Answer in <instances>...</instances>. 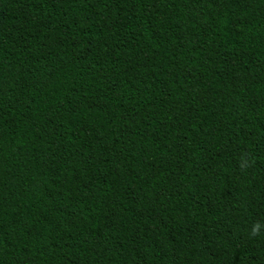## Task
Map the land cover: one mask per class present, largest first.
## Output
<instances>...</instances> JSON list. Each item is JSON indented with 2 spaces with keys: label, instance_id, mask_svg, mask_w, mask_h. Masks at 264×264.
<instances>
[{
  "label": "trees",
  "instance_id": "1",
  "mask_svg": "<svg viewBox=\"0 0 264 264\" xmlns=\"http://www.w3.org/2000/svg\"><path fill=\"white\" fill-rule=\"evenodd\" d=\"M0 264H264V0H0Z\"/></svg>",
  "mask_w": 264,
  "mask_h": 264
},
{
  "label": "clouds",
  "instance_id": "2",
  "mask_svg": "<svg viewBox=\"0 0 264 264\" xmlns=\"http://www.w3.org/2000/svg\"><path fill=\"white\" fill-rule=\"evenodd\" d=\"M252 231H253V233L258 232L259 231V226L257 225L256 227H254Z\"/></svg>",
  "mask_w": 264,
  "mask_h": 264
}]
</instances>
